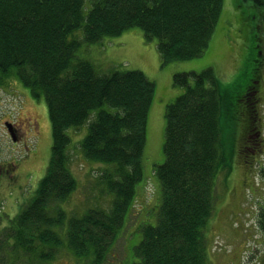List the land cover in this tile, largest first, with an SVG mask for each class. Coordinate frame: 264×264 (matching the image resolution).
<instances>
[{
	"label": "trees",
	"instance_id": "16d2710c",
	"mask_svg": "<svg viewBox=\"0 0 264 264\" xmlns=\"http://www.w3.org/2000/svg\"><path fill=\"white\" fill-rule=\"evenodd\" d=\"M223 6L224 0H0V70L18 68L32 93L44 94L53 130L46 175L10 220L6 241L18 240L27 257L46 245L49 251L41 257L47 259L62 246L61 233L54 230L66 225L59 205L78 186L67 130L82 127L94 110L97 117L81 146L85 158L111 166L103 180L114 200L108 211L92 209L67 222L68 248L104 264L136 203L155 83L136 70L100 75L85 60L69 71L81 45L70 34L83 29L85 42L96 44L139 28L147 40H158L164 64L193 60L208 50ZM238 7L244 10L237 21L249 43L243 53L247 62L248 47L264 46V0H240ZM173 80L184 93L166 106L164 162L154 170L161 186L157 224L141 227L142 239L134 247L139 261L133 264H206L204 230L214 213L216 180L221 170H231L223 152L225 129L232 130L234 144L240 141L235 117L242 99L227 101L212 70L177 73ZM259 174L264 180V168ZM258 212L264 233V203Z\"/></svg>",
	"mask_w": 264,
	"mask_h": 264
},
{
	"label": "rangeland",
	"instance_id": "374dc122",
	"mask_svg": "<svg viewBox=\"0 0 264 264\" xmlns=\"http://www.w3.org/2000/svg\"><path fill=\"white\" fill-rule=\"evenodd\" d=\"M239 4L240 0H224L208 50L202 57L193 60L164 64L158 40H147L139 28L130 29L117 37H105L96 44L85 42L83 29L70 34L69 38L80 41L81 45L69 71L79 60H85L92 63L100 75H108L115 70H136L145 73L155 83L143 155L144 177L137 185L135 206L104 264L138 262L134 247L142 239L140 229L157 224L161 186L154 170L164 162L166 106L184 93V88L174 85V75H194L212 70L226 100L233 102L231 97H236L237 72L246 62L243 53L244 47L249 44L244 34L239 32L237 19L244 11L243 7H238ZM89 8L88 2L84 14ZM18 72V68L8 72L0 70V264H93L91 257L78 256L68 248L65 230L71 218H81L92 209L108 211L114 200L103 180L104 172L111 166L88 160L81 146L98 110L92 111L88 121L79 129L67 130L71 138L70 169L78 186L71 197L59 205L66 212V225L54 230L61 233L62 246L53 248L54 255L47 259L41 257L42 253L49 251L46 245H41L37 254L34 252L27 257L18 240L6 241L10 220L34 196L46 175L53 145L46 98L42 93L34 95ZM190 83H194L193 77ZM239 99H242L240 105H246L245 97H236L234 103ZM105 108L119 112L109 106ZM234 109L235 106L232 113ZM262 114L264 116V112ZM9 124L18 129L17 141L8 134ZM232 137V130L225 129L223 152L231 170H221L216 180L214 213L204 230L206 264H264V233L258 225L259 205L264 203V184L258 169L253 170L252 180H247L245 153L239 156L240 145L237 142L234 144ZM262 159L264 161V156ZM254 179L255 184H259L258 188L251 185Z\"/></svg>",
	"mask_w": 264,
	"mask_h": 264
},
{
	"label": "flooded vegetation",
	"instance_id": "af4514ba",
	"mask_svg": "<svg viewBox=\"0 0 264 264\" xmlns=\"http://www.w3.org/2000/svg\"><path fill=\"white\" fill-rule=\"evenodd\" d=\"M248 48L250 60L238 68L236 94V97H245L247 103L242 107L236 106L235 129L240 140L238 154L240 156L242 152L247 153L243 159L248 171L247 180H252L253 170L258 169L260 173L264 168V49L256 43ZM12 135L18 140L16 127H13ZM255 179L251 185L258 188L259 184H255ZM260 180L264 184V180Z\"/></svg>",
	"mask_w": 264,
	"mask_h": 264
},
{
	"label": "water",
	"instance_id": "95a60500",
	"mask_svg": "<svg viewBox=\"0 0 264 264\" xmlns=\"http://www.w3.org/2000/svg\"><path fill=\"white\" fill-rule=\"evenodd\" d=\"M8 127H9V129H11V128H10V125H8Z\"/></svg>",
	"mask_w": 264,
	"mask_h": 264
}]
</instances>
